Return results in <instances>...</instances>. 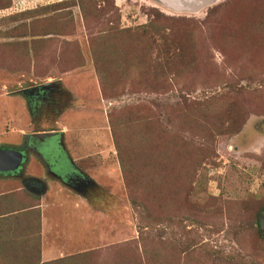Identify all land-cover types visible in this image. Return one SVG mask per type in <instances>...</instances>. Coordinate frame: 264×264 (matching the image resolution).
Segmentation results:
<instances>
[{"label":"rangeland","instance_id":"obj_1","mask_svg":"<svg viewBox=\"0 0 264 264\" xmlns=\"http://www.w3.org/2000/svg\"><path fill=\"white\" fill-rule=\"evenodd\" d=\"M196 1L0 0V264H264V0Z\"/></svg>","mask_w":264,"mask_h":264},{"label":"water","instance_id":"obj_2","mask_svg":"<svg viewBox=\"0 0 264 264\" xmlns=\"http://www.w3.org/2000/svg\"><path fill=\"white\" fill-rule=\"evenodd\" d=\"M163 0H161L162 2ZM181 0H171L170 2H165L166 7H172L173 9H183L185 10L186 7H184V5H179ZM195 1V0H194ZM194 6H188L187 8H189L190 10L193 9L194 7H199L202 6V4H204L203 0H197L195 3H193ZM174 5V6H173ZM29 138L31 139H35L39 142H43L45 139L47 138H55L57 140V133H53V132H42V133H31L29 135ZM23 154L18 151V150H14V149H9V148H0V174H11L14 172H17V170L20 168V165L23 162ZM58 169H60V167H58ZM62 171V170H60ZM264 225V220L259 217L258 219V226L259 229L261 230L263 228Z\"/></svg>","mask_w":264,"mask_h":264},{"label":"flooded vegetation","instance_id":"obj_3","mask_svg":"<svg viewBox=\"0 0 264 264\" xmlns=\"http://www.w3.org/2000/svg\"><path fill=\"white\" fill-rule=\"evenodd\" d=\"M45 89H46V86H45V88L43 90H40V91H43L44 93H46L45 91L47 89L46 90ZM36 133H42V132H36ZM28 142H29V135L25 138V141H24L22 147H20V148H14V150L20 151L23 154V157L24 158L26 156L25 153L28 150H30V151H32L38 157V159H40L42 162H44V158L47 155L45 152H48V154H50V153L53 152V147L51 148V147H49L47 145L46 147L43 146V147H40V148L39 147L34 148V147H31ZM57 143H58V141H57ZM58 146L61 148L60 145H58ZM9 149H11V148H9ZM20 167H21V165H20ZM55 169H57V168H55ZM68 171H70V170H67V171L66 170H62L61 172H58V170H57L58 173L57 174L54 173V174H55V176H57L58 179H60V181H63V180H66L67 181L68 180L69 181L68 182L69 185L72 184L73 186H75V188H78L76 186H80V185L82 187V186H84L87 183V180L86 181H85V179L83 180L82 177L79 176V175H76L74 173V171H70V172H68ZM67 173H70L71 175L70 174H67ZM6 176H8V177L9 176L17 177V172H14V173H11V174H6Z\"/></svg>","mask_w":264,"mask_h":264},{"label":"crops","instance_id":"obj_4","mask_svg":"<svg viewBox=\"0 0 264 264\" xmlns=\"http://www.w3.org/2000/svg\"><path fill=\"white\" fill-rule=\"evenodd\" d=\"M4 178H8V176H6V174H0V179H4Z\"/></svg>","mask_w":264,"mask_h":264},{"label":"trees","instance_id":"obj_5","mask_svg":"<svg viewBox=\"0 0 264 264\" xmlns=\"http://www.w3.org/2000/svg\"><path fill=\"white\" fill-rule=\"evenodd\" d=\"M47 87H48V86H46V89H48V88L51 87V86H49L48 88H47ZM46 89H45V90H46Z\"/></svg>","mask_w":264,"mask_h":264}]
</instances>
